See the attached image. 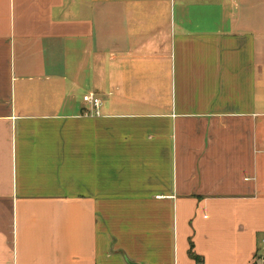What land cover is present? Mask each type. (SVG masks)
I'll return each instance as SVG.
<instances>
[{
    "label": "crops",
    "instance_id": "crops-1",
    "mask_svg": "<svg viewBox=\"0 0 264 264\" xmlns=\"http://www.w3.org/2000/svg\"><path fill=\"white\" fill-rule=\"evenodd\" d=\"M258 235L264 0H0V264H251Z\"/></svg>",
    "mask_w": 264,
    "mask_h": 264
},
{
    "label": "built area",
    "instance_id": "built-area-1",
    "mask_svg": "<svg viewBox=\"0 0 264 264\" xmlns=\"http://www.w3.org/2000/svg\"><path fill=\"white\" fill-rule=\"evenodd\" d=\"M83 101L92 106L95 114H98L97 108L101 104L99 98L92 94H86L83 96ZM251 264H264V240L262 241L261 246L255 251Z\"/></svg>",
    "mask_w": 264,
    "mask_h": 264
},
{
    "label": "rangeland",
    "instance_id": "rangeland-1",
    "mask_svg": "<svg viewBox=\"0 0 264 264\" xmlns=\"http://www.w3.org/2000/svg\"><path fill=\"white\" fill-rule=\"evenodd\" d=\"M259 237H260V238H259ZM258 238H259L258 247H260V246H261V243H260V242L262 241V240H261V236L258 235V236H257V239H258Z\"/></svg>",
    "mask_w": 264,
    "mask_h": 264
}]
</instances>
